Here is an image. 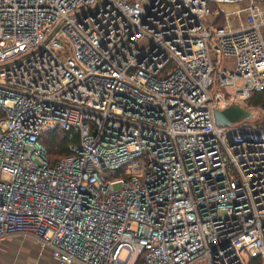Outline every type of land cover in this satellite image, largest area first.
<instances>
[{"label": "built area", "instance_id": "1", "mask_svg": "<svg viewBox=\"0 0 264 264\" xmlns=\"http://www.w3.org/2000/svg\"><path fill=\"white\" fill-rule=\"evenodd\" d=\"M263 26L264 0H0V240L264 264ZM50 129L76 138L53 161Z\"/></svg>", "mask_w": 264, "mask_h": 264}, {"label": "crops", "instance_id": "2", "mask_svg": "<svg viewBox=\"0 0 264 264\" xmlns=\"http://www.w3.org/2000/svg\"><path fill=\"white\" fill-rule=\"evenodd\" d=\"M261 31L263 35L264 26ZM0 264H54V261L46 246L30 235L16 233L0 240Z\"/></svg>", "mask_w": 264, "mask_h": 264}, {"label": "trees", "instance_id": "3", "mask_svg": "<svg viewBox=\"0 0 264 264\" xmlns=\"http://www.w3.org/2000/svg\"><path fill=\"white\" fill-rule=\"evenodd\" d=\"M74 140H76V138L71 136L69 132L59 129L45 130L41 138L50 161L66 155L67 143Z\"/></svg>", "mask_w": 264, "mask_h": 264}, {"label": "water", "instance_id": "4", "mask_svg": "<svg viewBox=\"0 0 264 264\" xmlns=\"http://www.w3.org/2000/svg\"><path fill=\"white\" fill-rule=\"evenodd\" d=\"M251 115L250 111L244 110L238 105H231L222 110L214 111V118L218 124H227L233 122L243 116Z\"/></svg>", "mask_w": 264, "mask_h": 264}, {"label": "rangeland", "instance_id": "5", "mask_svg": "<svg viewBox=\"0 0 264 264\" xmlns=\"http://www.w3.org/2000/svg\"><path fill=\"white\" fill-rule=\"evenodd\" d=\"M263 38H264V32H263ZM18 234H21V233H18ZM24 238V237H23ZM41 255V254H40Z\"/></svg>", "mask_w": 264, "mask_h": 264}]
</instances>
